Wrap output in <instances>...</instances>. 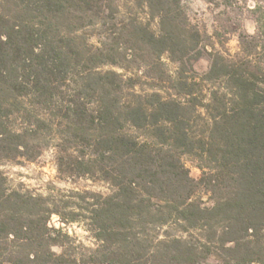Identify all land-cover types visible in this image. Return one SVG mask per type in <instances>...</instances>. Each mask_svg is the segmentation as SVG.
Returning a JSON list of instances; mask_svg holds the SVG:
<instances>
[{"label": "trees", "instance_id": "1", "mask_svg": "<svg viewBox=\"0 0 264 264\" xmlns=\"http://www.w3.org/2000/svg\"><path fill=\"white\" fill-rule=\"evenodd\" d=\"M118 1L0 0V162L52 146L111 188L65 213L0 169V264H264V0H207L210 29L185 0H130L156 30Z\"/></svg>", "mask_w": 264, "mask_h": 264}, {"label": "rangeland", "instance_id": "2", "mask_svg": "<svg viewBox=\"0 0 264 264\" xmlns=\"http://www.w3.org/2000/svg\"><path fill=\"white\" fill-rule=\"evenodd\" d=\"M251 4V1L248 2ZM118 19L128 16H135L143 23H147L152 30H156L157 18H151L147 13V9L134 5L130 0H119ZM186 10L194 22L204 23L210 29L213 17L221 9L214 3L207 0H185ZM245 29L252 33L254 31V23L248 18L244 22ZM92 42H96L95 38H91ZM226 46L230 52L238 50L237 38L234 35L230 36ZM167 68L174 71L176 64L164 57ZM194 68L198 73H203L208 68V60L204 57L198 58L194 62ZM101 70L119 69L114 66L104 65L100 67ZM183 160L190 171V175L198 178L200 169L196 166V160L188 154H184ZM0 169L5 172L7 176L8 185L11 188L26 189L34 194L49 196L52 198L58 209L63 212H69L70 209H81L85 207L87 201H92L91 193L107 194L111 191L110 186L97 179L87 175H66L58 171L56 165V158L54 148L52 146L44 149L35 158L20 159L17 162L2 161L0 162ZM87 192V193H85ZM199 196L205 201H208V194L200 192ZM50 224L54 227H61L70 236L74 237L76 243L80 242L87 246H94V238L92 234L86 230L83 221L63 222L57 214H52ZM59 251V247L55 248ZM210 260H213L211 258Z\"/></svg>", "mask_w": 264, "mask_h": 264}]
</instances>
